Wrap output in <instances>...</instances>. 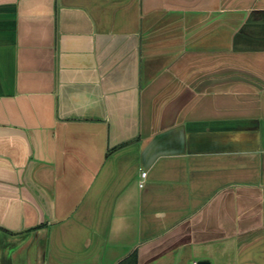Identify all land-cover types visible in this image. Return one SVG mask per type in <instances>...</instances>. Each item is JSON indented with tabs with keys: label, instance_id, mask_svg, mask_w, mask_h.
I'll return each instance as SVG.
<instances>
[{
	"label": "crops",
	"instance_id": "0c3cea01",
	"mask_svg": "<svg viewBox=\"0 0 264 264\" xmlns=\"http://www.w3.org/2000/svg\"><path fill=\"white\" fill-rule=\"evenodd\" d=\"M133 255L264 264V0H0V264Z\"/></svg>",
	"mask_w": 264,
	"mask_h": 264
},
{
	"label": "built area",
	"instance_id": "2783aa9c",
	"mask_svg": "<svg viewBox=\"0 0 264 264\" xmlns=\"http://www.w3.org/2000/svg\"><path fill=\"white\" fill-rule=\"evenodd\" d=\"M141 177H142V179H141V181H140V186L143 187V186H144V182H145V178L147 177V173H146V172H143V173L141 174ZM194 264H198V263L196 262V263H194Z\"/></svg>",
	"mask_w": 264,
	"mask_h": 264
},
{
	"label": "trees",
	"instance_id": "16d2710c",
	"mask_svg": "<svg viewBox=\"0 0 264 264\" xmlns=\"http://www.w3.org/2000/svg\"><path fill=\"white\" fill-rule=\"evenodd\" d=\"M129 263L131 262L132 264H137V258L136 255H133L128 259Z\"/></svg>",
	"mask_w": 264,
	"mask_h": 264
},
{
	"label": "water",
	"instance_id": "95a60500",
	"mask_svg": "<svg viewBox=\"0 0 264 264\" xmlns=\"http://www.w3.org/2000/svg\"><path fill=\"white\" fill-rule=\"evenodd\" d=\"M199 264H208L206 261H201Z\"/></svg>",
	"mask_w": 264,
	"mask_h": 264
}]
</instances>
